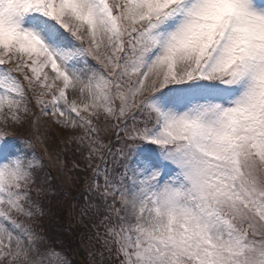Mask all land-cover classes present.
Masks as SVG:
<instances>
[{
	"label": "snow or ice",
	"instance_id": "1",
	"mask_svg": "<svg viewBox=\"0 0 264 264\" xmlns=\"http://www.w3.org/2000/svg\"><path fill=\"white\" fill-rule=\"evenodd\" d=\"M50 123L83 130L89 264H264V0H0V264H69Z\"/></svg>",
	"mask_w": 264,
	"mask_h": 264
},
{
	"label": "trees",
	"instance_id": "2",
	"mask_svg": "<svg viewBox=\"0 0 264 264\" xmlns=\"http://www.w3.org/2000/svg\"><path fill=\"white\" fill-rule=\"evenodd\" d=\"M108 137L114 139L111 133ZM50 140L54 142L52 146L58 151L64 170L59 174L53 167H49V177L41 183L45 186L44 191L35 194L44 212L49 215L42 217L39 223L46 232L54 236L69 264H89L90 248L86 237L92 233L90 226L87 229L85 227L88 224L87 217H81V210L85 207L88 197L87 183L82 172L83 157L72 151L73 145L62 150L56 139ZM74 162L80 163L81 169H73Z\"/></svg>",
	"mask_w": 264,
	"mask_h": 264
},
{
	"label": "rangeland",
	"instance_id": "3",
	"mask_svg": "<svg viewBox=\"0 0 264 264\" xmlns=\"http://www.w3.org/2000/svg\"><path fill=\"white\" fill-rule=\"evenodd\" d=\"M36 112H39V109ZM42 126H43V122H42ZM32 131L33 130H30L27 126H25V128L20 130L18 133L25 135V139H26V137L32 138ZM82 132H83L82 129H76V130L61 129L59 126L51 123L47 126L46 131L42 132V135L45 137L44 146L34 145L36 153L39 154V157L40 159H42L43 162L42 170H38L40 184L46 181L47 178L49 177L47 174V170L49 166L53 167L55 171L58 172L59 174H62V171L64 170L61 161L56 156L55 149L50 146V139L48 140L47 137L54 136L56 140L58 138L59 140V141L57 140L58 142H61V144L64 145L65 143H67L68 136H78L81 135ZM107 135H109V133ZM74 147L75 145L72 146V149H74ZM45 149H47V152L45 151ZM34 198H36L39 201L38 196L35 194H34ZM48 216H49L48 213H45L43 217L46 218Z\"/></svg>",
	"mask_w": 264,
	"mask_h": 264
}]
</instances>
